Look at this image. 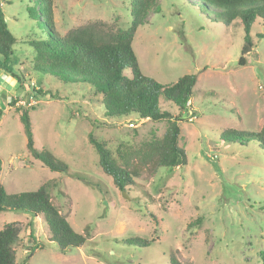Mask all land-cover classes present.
Returning a JSON list of instances; mask_svg holds the SVG:
<instances>
[{
    "label": "rangeland",
    "instance_id": "obj_1",
    "mask_svg": "<svg viewBox=\"0 0 264 264\" xmlns=\"http://www.w3.org/2000/svg\"><path fill=\"white\" fill-rule=\"evenodd\" d=\"M36 2L0 0L17 38L13 54H0V178L8 193L50 182L53 203L86 242L61 252L42 215L3 211L0 228L10 222L21 228L16 264H171L172 257L181 264H264V150L255 140L241 144L223 136L264 126V20L253 24V46L242 64L240 19L228 25L213 19L215 11L201 0H155L140 14L133 47L142 72L163 85L185 74L198 77L187 112L160 99L161 109L182 114L178 144L187 164L156 170L146 152L163 138L166 120L108 117L94 89L36 68L31 44L47 36L28 15ZM135 2L53 0L47 27L60 36L94 23L128 29ZM25 108L36 147L67 163L69 173L30 154ZM91 133L135 171L123 189L101 168ZM131 238L150 245L128 243Z\"/></svg>",
    "mask_w": 264,
    "mask_h": 264
},
{
    "label": "trees",
    "instance_id": "obj_2",
    "mask_svg": "<svg viewBox=\"0 0 264 264\" xmlns=\"http://www.w3.org/2000/svg\"><path fill=\"white\" fill-rule=\"evenodd\" d=\"M35 1H37L35 5L27 7L28 15L37 21L40 27H45L47 30L46 38L31 44L36 51V68L59 77L67 83L84 84L94 89L101 96L102 105L108 117L117 118L137 114L140 118H149L153 121L166 120L169 123L166 133L162 139L150 144L146 157L154 161L156 170L162 167L174 168L186 165L187 153L178 144L181 133L178 121L182 114H178L177 118L174 113L161 109L160 99L164 97L181 112H187L198 77L196 74H185L174 84L163 85L142 72L133 47L140 14L149 10L155 0H137L134 3L135 9L132 15L135 19L128 29L114 31L94 23L72 28L63 36L48 30L47 27V24H53V0ZM201 1L205 7L215 11L213 19H220L227 25L240 19L245 44L239 63H246L244 54H247L253 46L250 34L252 26L258 17L264 20V0ZM16 42L17 38L8 27L0 3V54L5 57L13 54ZM42 91L38 90V93L42 94ZM21 121L30 154L52 171L69 173L70 167L67 163L59 160L50 150L36 147L28 108L22 110ZM223 136L225 141L241 144L255 140L264 150V126L258 132L229 130L225 131ZM89 137L98 153L99 164L103 171L111 175L114 183L121 189L131 183L135 171L128 169L127 164H120L113 150L104 141L99 140L92 133ZM1 170L0 157V172ZM50 185V182H46L33 191L8 193L0 178V214L3 211H17L32 217L42 215L49 227L51 239L59 251L66 252L69 249L78 248L86 242V236L77 232L53 203ZM33 225L31 220L30 234L34 238ZM20 231L18 222H10L0 228V264H16L15 245L19 241ZM127 242L150 245V241L140 238H131ZM34 249L35 246L32 250ZM261 255L264 263V251ZM171 264L181 263L177 258L172 257Z\"/></svg>",
    "mask_w": 264,
    "mask_h": 264
},
{
    "label": "built area",
    "instance_id": "obj_3",
    "mask_svg": "<svg viewBox=\"0 0 264 264\" xmlns=\"http://www.w3.org/2000/svg\"><path fill=\"white\" fill-rule=\"evenodd\" d=\"M34 100H35V98L34 97H32Z\"/></svg>",
    "mask_w": 264,
    "mask_h": 264
}]
</instances>
